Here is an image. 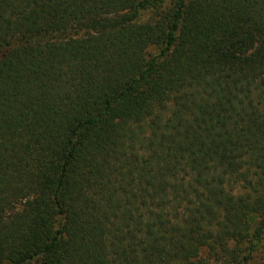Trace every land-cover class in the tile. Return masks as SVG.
Segmentation results:
<instances>
[{"label": "trees", "instance_id": "1", "mask_svg": "<svg viewBox=\"0 0 264 264\" xmlns=\"http://www.w3.org/2000/svg\"><path fill=\"white\" fill-rule=\"evenodd\" d=\"M0 264H264V0H0Z\"/></svg>", "mask_w": 264, "mask_h": 264}]
</instances>
